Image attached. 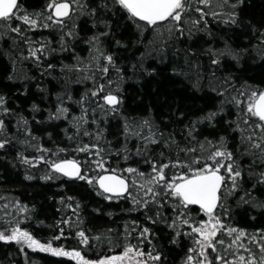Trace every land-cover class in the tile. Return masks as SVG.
Returning <instances> with one entry per match:
<instances>
[{
  "label": "snow or ice",
  "instance_id": "6c2138e0",
  "mask_svg": "<svg viewBox=\"0 0 264 264\" xmlns=\"http://www.w3.org/2000/svg\"><path fill=\"white\" fill-rule=\"evenodd\" d=\"M243 2L45 0L42 8L30 10L25 0H0V41L13 65L8 78H21L17 64H30L41 79L59 78L65 87L56 93L54 108L41 121L35 115L41 108L33 103L32 120L64 122L68 142L52 141L53 147H46L30 119L0 94V151L17 148L20 163L43 166L45 181L83 182L102 200L127 205L120 207L125 218L115 227L90 234L82 227L80 202L61 196L64 207L58 211H68L55 224L59 234L42 240L21 226V219L32 218L34 206L16 200V215L0 222V242L15 244L26 261L30 249L74 264H167L166 252L156 243V229L163 226L169 244L190 242L182 264H264V227L249 230L232 222L233 204L254 210L251 220L264 216V84L242 81L231 70L253 53L264 59V29L253 27L256 43L251 48L212 42L213 23L241 26L237 9ZM128 27L133 38L121 39ZM205 36L209 39L201 43ZM130 47L143 51L126 67L119 51ZM201 57H207V72ZM148 60L173 61L172 74L189 79L198 90L207 87L215 94V106L179 130L162 128L151 111L126 113L123 84L137 72L155 73V67L145 66ZM128 67L133 77L126 76ZM23 79L36 77L24 73ZM72 84L85 85L78 98ZM37 88L46 91L40 84ZM114 119L120 121L115 143L107 136ZM6 121L14 122V132ZM221 124L218 135L203 134ZM29 150L33 154L26 155ZM73 229L76 247L54 245L67 238L66 232L73 235ZM94 249L99 250L94 257L86 254Z\"/></svg>",
  "mask_w": 264,
  "mask_h": 264
},
{
  "label": "trees",
  "instance_id": "16d2710c",
  "mask_svg": "<svg viewBox=\"0 0 264 264\" xmlns=\"http://www.w3.org/2000/svg\"><path fill=\"white\" fill-rule=\"evenodd\" d=\"M25 3L30 10L40 9L43 7L45 0H25ZM237 11L240 13L242 22L240 27L224 28L214 23L211 25L215 36L212 41L214 46L222 47L224 40H227L234 48H251L256 43L253 27L264 29V0H244ZM81 27H84L83 22ZM131 32V27L123 29L120 38L132 39ZM208 39L205 36L200 42L202 43L203 40ZM83 47L80 46L78 50L82 51ZM6 49L7 45L0 41V94L7 95L9 106L16 112H22L30 119L33 132L43 138L42 142L46 147H53L52 141L62 146L67 145L68 142L64 139L62 131L65 127L64 122L54 121L38 124L36 120H32L33 113L31 112V105L33 103L38 104L41 112L35 113V115L38 120L45 121L46 110L54 108L56 93L61 92L65 85L62 84L59 78L44 77L41 79L38 70L30 64L23 66L17 64L15 73L21 78L10 80L8 77L13 74V65L10 56L6 54ZM140 51H143L142 47L139 49L130 47L129 50H120L119 61L127 67L129 62L135 61ZM201 60L207 72V57H201ZM172 63L173 61L159 63L155 60H148L145 66L155 67L156 72L151 75L145 72H137L135 77H133L130 67L127 68L126 76L133 78L126 79L123 84L124 111L126 113L132 116H143L151 111L162 128L179 130L189 118H194L215 106V94L210 92L207 87L199 90L194 88L191 81L185 77L174 76L171 71ZM179 63L182 64V60ZM231 70L242 81L248 80L254 84H264V59L255 55V53L246 56L239 65L231 67ZM24 73L35 76L36 79L24 80ZM218 74L220 73L218 72ZM206 83L207 81H205ZM37 84H40L46 91L41 92L37 88ZM70 87L74 96L78 98L85 85L72 84ZM72 107L74 111L77 110L74 105ZM180 112L184 113L183 118L178 115ZM6 122L9 124V131L14 132V122ZM222 130L223 125L221 124L216 130H205L203 134L216 136ZM119 131L120 121L112 120L108 125V139L113 140L115 143ZM47 133L52 134V140L48 139ZM17 150V148H9L7 152L0 151V222L11 219L13 215H16L13 204L18 200L29 207L34 206L32 218L28 221L21 219V226L28 228L42 240L51 238L53 235L59 234L55 224L68 211L67 209H64V212L58 211V209L64 207L59 203V199L61 196L68 195L75 197L80 202L83 217L82 227L91 230L90 234L103 231L109 227H115L125 218L120 213V207H126L127 205L123 203L121 205L110 204L102 200L83 182L67 181L66 179L45 181L41 179L43 166L29 168L20 163L16 156ZM25 154L30 155L33 153L29 150ZM29 175L33 178L28 179ZM61 184L65 186L63 188L59 187ZM97 208L100 209L99 212L94 211ZM108 212H112L114 215L109 217ZM254 214H256L254 210L249 209L246 205L237 207L233 204L232 222L249 230L264 227V216L258 215L256 220H251L250 216ZM137 215L134 214V218ZM38 221L44 223L39 224ZM156 230L160 233L156 243L161 245L162 250L166 252L168 256L167 264H182V258L190 242L187 239H182L179 247L171 245L168 243V236L163 230V226ZM72 232L73 235H68L66 232L67 238L54 241V245H64L67 248L76 247L78 239L74 237L75 229ZM25 251L27 252V261L24 253H21L15 244L0 242V264H74L67 258L55 257L50 253L33 252L30 249ZM85 251L87 255L94 257L99 250ZM104 251L107 252V249H104Z\"/></svg>",
  "mask_w": 264,
  "mask_h": 264
}]
</instances>
